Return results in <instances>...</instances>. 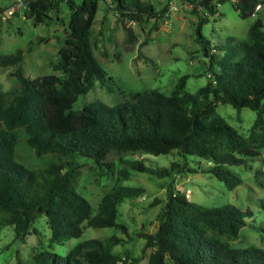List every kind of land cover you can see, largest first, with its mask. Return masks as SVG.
I'll use <instances>...</instances> for the list:
<instances>
[{
  "label": "trees",
  "instance_id": "1",
  "mask_svg": "<svg viewBox=\"0 0 264 264\" xmlns=\"http://www.w3.org/2000/svg\"><path fill=\"white\" fill-rule=\"evenodd\" d=\"M28 19L49 25L57 7L66 3L69 19L63 43L58 49L59 76L24 75V50L0 54V68L14 66L18 85L0 91V226H10L15 238L24 240L35 218L43 214L52 243L62 244L79 237L87 227L121 228L116 221L125 199L144 192L142 187L116 185L97 205L77 190L79 158L112 171L107 156L169 154L177 150L180 164L151 167L141 159H122L127 168L158 178L187 172L210 173L227 189L242 184L233 166L244 165L264 149V31L263 21L254 20L245 39L211 45L201 33L202 24L218 13V5L231 2L240 18L255 14L264 0H178L198 18L197 38L208 59V81L195 92L184 89L188 76L176 83L177 91L167 95L157 88L132 91L122 102L108 105L94 100L81 109L72 108L78 97L98 82L109 86L111 77L98 63L90 36L100 0H20ZM118 18L143 25L153 19L150 32L168 11V0L156 9L154 0H104ZM3 9L0 7V13ZM125 42L136 40L133 29L123 24ZM46 40H30L27 50ZM147 40H145L144 44ZM217 52H222L218 58ZM248 107L255 113L249 135L243 136L216 112L218 104ZM258 128V130H257ZM27 148L40 164L28 166L17 150ZM197 166L188 167L187 156ZM123 158V157H122ZM205 162L204 165L201 162ZM127 179V169L120 171ZM158 200L156 199L155 202ZM153 203V205L155 204ZM264 210V199L260 200ZM251 211L235 205L205 207L188 199L173 184L157 215L154 232L144 233V248H150L148 264H264V248L237 247L232 242L248 225ZM114 244L120 239L114 238ZM138 257L112 251V244L98 239L77 243L61 257L54 252H36L29 264H134Z\"/></svg>",
  "mask_w": 264,
  "mask_h": 264
},
{
  "label": "rangeland",
  "instance_id": "2",
  "mask_svg": "<svg viewBox=\"0 0 264 264\" xmlns=\"http://www.w3.org/2000/svg\"><path fill=\"white\" fill-rule=\"evenodd\" d=\"M167 2L168 0H154V5L156 9H160ZM169 3L170 7L158 21L157 29L150 32L153 19H149L142 26L131 20L123 22L111 10L110 4L104 0L99 1L90 40L98 63L111 80L108 87L95 82L87 93L78 97L73 109H81L94 100L113 105L125 100L129 92L152 88L170 95L177 91L176 83L182 76H188L184 89L189 92H195L206 84L209 63L196 41L198 18L178 0H171ZM20 6V0H0V7L3 9L0 13V54L13 53L22 48L25 76H59L61 72L55 67L58 49L63 43L69 19L67 4L61 3L56 8L55 15L51 14L55 21L49 20V25L28 19ZM217 9L218 13L209 17L200 29L211 45L225 42L231 37L236 41L245 39L249 26L257 18L263 21L261 29L264 31V4L255 9L253 16L244 19L237 15L231 2L219 4ZM123 24L133 29L136 36L134 42H125ZM37 37H45L46 40L35 44L32 50H27L28 42ZM145 40L147 41L144 44ZM217 55L218 58L221 57L222 52H217ZM14 69V66L0 68V91H7L18 85L13 75ZM216 112L243 136L249 135L256 116L252 109H237L225 103L218 104ZM17 154L28 166L38 165L42 160L35 158L27 148L17 150ZM187 157L188 167L197 166L194 156ZM122 159H141L151 167L168 166L172 160L182 164L185 160L177 150L156 156H120L112 152L105 160L113 165L109 172L107 168L100 167L87 158H79L77 190L89 201L94 212L103 196L116 185L144 189L141 196L125 199L118 208L116 221L125 230L87 227L79 237L70 238L62 244L52 243L46 217L40 214L33 222L34 231L27 234L24 240L15 238L12 227L0 226V264H29L31 257L43 250L64 257L77 243L89 239L111 243L112 251L122 256L128 253L132 258L138 257L139 260L134 264H148L151 249L144 248V233L156 230L157 215L163 207L166 189L171 183L176 190L184 192L190 201L202 206L232 204L251 211L252 216L247 218L248 225L241 229L240 237L232 244L237 247L264 248V210L259 203L264 199V149L244 165L232 167L242 178V184L231 190L210 173L185 171L175 175L172 182L171 177L158 178L130 170ZM201 164L204 165L205 162L202 161ZM123 169L129 172L127 179H122L120 175ZM114 238L120 241L114 244Z\"/></svg>",
  "mask_w": 264,
  "mask_h": 264
},
{
  "label": "built area",
  "instance_id": "3",
  "mask_svg": "<svg viewBox=\"0 0 264 264\" xmlns=\"http://www.w3.org/2000/svg\"><path fill=\"white\" fill-rule=\"evenodd\" d=\"M259 6H260V5L256 6V8H259ZM9 13H11V12H9Z\"/></svg>",
  "mask_w": 264,
  "mask_h": 264
}]
</instances>
